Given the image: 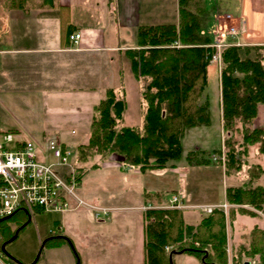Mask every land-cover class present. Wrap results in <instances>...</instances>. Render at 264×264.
<instances>
[{
  "label": "trees",
  "instance_id": "trees-1",
  "mask_svg": "<svg viewBox=\"0 0 264 264\" xmlns=\"http://www.w3.org/2000/svg\"><path fill=\"white\" fill-rule=\"evenodd\" d=\"M198 2L178 0V24L143 25L136 29V49L128 50L130 67L142 84L136 117L128 116L126 88H107L104 97L93 106L89 137L86 144L78 148L77 163L86 162L92 155L104 159L115 155L132 171L163 170L169 161L182 159L185 132L212 126L210 102L204 90L207 67L216 49L210 37L201 33L203 19L197 13L201 9ZM70 28L62 29L60 38L68 39ZM220 64L221 122L227 136L224 168L238 170L249 147L258 145V153L264 155V126L245 128L256 118L257 107L264 106V44L228 45L220 51ZM236 124L243 128L239 143L231 135ZM203 154L204 151L199 155L188 152L184 159L191 166L221 165ZM248 172L245 185L225 189V202L264 211V190L261 186H253L264 174V167L254 165ZM235 212L252 218L256 216L246 209L231 208L230 222ZM29 222L18 226L19 232ZM14 232L7 225L1 227L3 246ZM62 244L70 246L76 263L80 264L73 245L64 236H46L38 253L45 247ZM166 246L171 247L168 253L164 250ZM226 250L225 216L219 210L201 219L195 227L184 224L180 210L155 208L144 212V264H170L169 258L174 264L173 255L178 253L194 257L198 264H228ZM246 259L264 264V230L251 231L249 243L236 250L231 264H244Z\"/></svg>",
  "mask_w": 264,
  "mask_h": 264
},
{
  "label": "rangeland",
  "instance_id": "rangeland-1",
  "mask_svg": "<svg viewBox=\"0 0 264 264\" xmlns=\"http://www.w3.org/2000/svg\"><path fill=\"white\" fill-rule=\"evenodd\" d=\"M141 1L144 4L145 2L151 3L156 0ZM169 2L170 0H165L164 3L159 2L158 4L160 6L164 4L166 10L170 11L171 6ZM204 3L206 13L203 14V22L200 25L201 28L205 26V28L207 27V29L213 31L214 37L211 38V42L215 45L216 54L212 61H218L219 51L227 44L234 42L233 37L228 35L223 28L224 25L229 24L227 22L229 19L225 20L224 16L227 14L232 17L235 16L239 0H204ZM160 6L158 9H160ZM256 7L258 10H262L263 8L258 5ZM214 10L219 12L215 15H220L221 13L222 16L219 18L222 21L219 22L218 19V24L212 30L210 28L213 25L208 20V14L215 12ZM159 22L167 21H158L157 23ZM122 37L128 42V34H122ZM216 45L219 46L217 47ZM109 57L112 58L111 60L107 59L111 64V71H116L118 63H127L124 57L117 54L113 53ZM64 61L66 62L65 59H62L60 64L57 63V65L54 64L53 66L52 60L45 56L44 61L39 63L38 71L44 73V83L42 85L37 84L33 86L30 84L28 86V90L40 91L39 94H36L34 91V93L26 96H19L17 94L15 97H11L9 95L8 97H11L10 100L5 101L8 98L5 96L8 89L4 86V81L1 80L3 85L0 86V131H16L21 139L32 142L36 148L41 150L37 149L39 157L43 155V162L45 163L51 161L47 151V143L50 141H59L73 153L75 152V157L80 155L78 148L85 145L89 137V125L93 114V106L98 104L104 97V91L102 93V89H104V52H95L91 56L71 57L67 60V63ZM29 66L33 68L34 64H30ZM34 71L32 69L30 72ZM140 85L142 84L138 83L133 87L132 93L134 95H141ZM128 88L130 89L129 86ZM85 89H91L94 92L80 93L82 92L81 90ZM206 89L211 95L215 94L214 98H218V88H216L215 92L213 84H210ZM49 91L50 93H48ZM129 105L135 108L129 111L131 117L128 115L129 118L134 119L137 110L136 103L129 102ZM216 107L218 109V105ZM256 119L257 117L250 124L246 125L245 128L251 130L262 127L264 119ZM212 125L210 128H199L201 131H195L193 138H189L183 144V146H188L189 149L198 146L205 153L202 156L208 158L211 162L212 156L218 154L215 151L220 150L222 141H225L227 137L222 130L221 118L215 117ZM233 129L231 135L239 143L243 128L241 124H236ZM184 138H187L185 134L182 136V139ZM257 147L258 145H254L248 148L247 157L241 158V166L238 170H226L224 167L215 164L198 168L199 166H191L184 159V166L192 167L191 173L193 178L188 185V191L196 193L198 199L204 202L221 201V191L224 186L226 188L231 185L243 186L248 181V170L250 167L257 163L264 167V155L258 153ZM201 151L195 152V154L199 155ZM185 156L186 152L183 157L185 158ZM106 159V157L104 159L100 155H92V157H88L86 162L81 161L77 163L75 159L76 166L83 169L80 170L82 178L80 187L76 192L86 202L112 207H128L131 203L127 201L133 199L134 194L132 191L136 190L140 183L128 179L118 169L104 167V160ZM94 164L97 165L96 168L91 167ZM183 172L186 171L184 170ZM165 175L168 176L167 180H171L173 185L166 184L164 186L159 179L157 180V188L164 189L161 193L156 194V198L161 195L163 201L171 198L173 191L170 189L175 188L177 180L181 181L182 178V175H178V178L174 172H168ZM256 183H259L264 190V174L253 183V186ZM176 192L174 191V193ZM231 208L246 209L253 212L256 216L252 218L235 212L233 221L230 222L228 212L225 219V234L227 235V252L230 259L240 246H247V243L250 241L251 231L258 229L254 227L255 225L264 227V211H257L247 205L245 208L241 206H232ZM85 213L84 217L79 216L78 224L73 230V235L69 237L80 264H105V257L119 256L118 258L121 259L132 257L131 253H133L132 261L127 260V262H119L118 264H137L139 256H142L138 244L131 249V245L128 243L123 245L124 242L104 238V233L128 230L131 225H136L140 222V214L124 211L115 215L111 214L112 216L107 217L104 223H98L87 212ZM60 216L59 214H36L33 220L18 233L13 241L9 240L10 242L4 247L5 254L14 260H26L33 263L40 247V244L36 243V232L38 231L47 235L49 230L54 228L53 221L60 219ZM26 219V214L18 212L13 219L0 223V232L1 227H6L7 225L11 228L13 226L12 223L18 227L23 222H27L28 219ZM64 251V248L61 251H55L54 248L48 249L45 247L39 254L35 264H64ZM1 261L3 264H13L6 255L1 256ZM248 261L253 264L254 260L248 259ZM173 263L196 264V261L192 256L181 254V256L174 258ZM112 264L116 263L112 262Z\"/></svg>",
  "mask_w": 264,
  "mask_h": 264
},
{
  "label": "crops",
  "instance_id": "crops-1",
  "mask_svg": "<svg viewBox=\"0 0 264 264\" xmlns=\"http://www.w3.org/2000/svg\"><path fill=\"white\" fill-rule=\"evenodd\" d=\"M159 2L164 3L165 0H156L151 3L145 2V5L142 4L141 0H52L51 2L49 0H0V86L4 84L6 89L9 90H7L5 96L8 97L10 95L11 97H15L17 94L19 96H26L34 93L35 90H28V86L30 84L36 86L37 84L42 85L44 83L45 75L43 72L38 71V65L44 61L45 56L52 60L54 66V64H60L62 59H65L66 62H64L67 63V60L71 57L91 56L95 52H104V89H102V93L103 91L105 93L107 88L124 86L126 88L127 101L129 100L127 109L128 115L131 116L129 111L135 109L129 105V102L136 103L137 113L140 95H134L132 89L139 83V80H137L130 67V54L128 53V50L136 49V29L143 25L178 24L180 22L178 0H170V11L166 10L164 4L160 6V4H158ZM198 5L201 6V9H198L197 13L203 16V14L206 13L204 0H200ZM256 5L263 7L262 10H258ZM159 6L160 9H158ZM237 7L238 10L235 16L232 17L230 15L231 21H229L227 25L236 29V36L233 37L234 42L232 43H243L248 45L264 44V0H239ZM255 8H257V10H255ZM214 11L215 12L208 14V20L213 25V27L210 28L212 30L215 28L214 26L218 24V19L219 22L222 21L219 18L222 16L221 13L220 15H215L219 12L217 10ZM158 21L167 22L157 23ZM153 22H155V24H153ZM67 27H71L69 35L74 33L80 35L78 45L75 48L71 47L68 39L60 38L62 29ZM201 29V33H205L210 39L214 37L213 31L207 29V27L205 28L204 26ZM122 34L129 35L128 42L124 40V35L122 37ZM113 53L127 60V63H118L116 71H111V64L107 61V59H112L109 56ZM30 64H34L33 68L29 66ZM32 69L35 71L30 72ZM219 73L220 63L218 58V61H211L207 67V85L204 90V96H206L210 102L212 120H214L215 117L221 118ZM1 80L4 81L3 84ZM210 84L214 85L215 92L216 88H218V98H214L215 94L211 95V93H208L206 88H208ZM91 89L81 90L82 92L80 93L85 94L94 92ZM35 92L36 94L40 93V91L37 90ZM48 93H50V91ZM11 97H8L5 101L10 100ZM217 105L218 109L216 107ZM256 117L257 119H264L263 105L257 107ZM263 125L264 122H262L261 126L263 127ZM195 131L199 132L201 129L195 128L185 132L184 134L187 138L182 139V144H185L189 138L192 139ZM183 147V156L185 152L187 154L188 152L195 153L201 151L198 146H195L193 149H189L188 146ZM183 156L182 159L178 161H169L163 170H152L145 173L129 170L127 167L123 166L122 159L115 155L109 156L104 160V167H111L110 169L115 168V170L118 169L126 175L128 179L140 183L137 189L132 191L134 196L133 199L127 201L131 203L128 207L104 206L114 209V211L109 214L110 217L113 214L115 215L116 213L124 211L141 215L140 222L136 225H131L128 230L104 233V238L124 242L123 245L128 243L131 245V249L138 244L142 256H139L137 264H144L145 258L143 251L144 212L141 208H163L169 201V199L163 201L161 195L156 198V194L161 193L164 189L157 188L156 182L158 179L164 186L166 184L173 185L171 180H167L168 176L165 174L174 172L177 177L178 175H182L181 181L178 179L175 188L170 190L173 191V194L174 191H177L176 194L181 196L182 201L186 205L199 203L219 204L225 201V186L221 191L222 199L218 202L216 200L204 202L198 199L196 193L188 191V185L193 178L191 173L192 167L184 166ZM256 165L263 168L259 163ZM200 167L204 166H199L198 168ZM184 170L186 172H183ZM254 186L261 185L256 183ZM229 187L239 186L231 185ZM85 212L92 217L90 211L80 210L61 214L60 219L54 220L53 225L59 223L62 226L60 236L69 239V237L73 235V230L78 224L79 216L84 217V215H86ZM182 218L185 225L195 227L199 224L202 216L195 211H183ZM106 219L107 218L98 223H104ZM12 225L10 229L14 231L17 230V226L13 223ZM254 227L261 230L264 229V227H258L256 225ZM47 235L37 231L36 243L40 244ZM47 248H54L55 251H61L64 248V254L62 253L64 255V264L76 263L75 256L68 244ZM132 254L133 253H131V256L133 257ZM178 256H181V254L174 255L173 260ZM118 257L119 256L105 257L104 262L105 264H112V262L118 264L119 262L133 260L132 257L121 259ZM8 259L13 264H30V262L26 260ZM195 261L196 264H198L196 259ZM0 264H3L2 261H0Z\"/></svg>",
  "mask_w": 264,
  "mask_h": 264
},
{
  "label": "built area",
  "instance_id": "built-area-1",
  "mask_svg": "<svg viewBox=\"0 0 264 264\" xmlns=\"http://www.w3.org/2000/svg\"><path fill=\"white\" fill-rule=\"evenodd\" d=\"M227 33L234 35L235 30L229 28ZM69 39L76 45L79 35H71ZM47 151L51 161L45 163L31 142L20 139L18 135L0 133V222L20 211L33 218L37 212L63 213L87 209L95 220L106 218L111 209L92 205L78 196L79 172L70 163V153L54 141L48 143ZM216 159L223 162V152L220 157H213ZM170 203L169 208L194 209L205 215L214 209H221L226 214L229 207L226 204L184 206L177 197H173Z\"/></svg>",
  "mask_w": 264,
  "mask_h": 264
},
{
  "label": "water",
  "instance_id": "water-1",
  "mask_svg": "<svg viewBox=\"0 0 264 264\" xmlns=\"http://www.w3.org/2000/svg\"><path fill=\"white\" fill-rule=\"evenodd\" d=\"M18 231L15 232L14 236L10 239V241H13L17 236ZM38 257L35 258L34 263L37 261ZM169 263L172 264L171 258H169Z\"/></svg>",
  "mask_w": 264,
  "mask_h": 264
}]
</instances>
